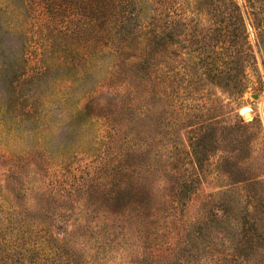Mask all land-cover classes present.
<instances>
[{"label": "rangeland", "instance_id": "374dc122", "mask_svg": "<svg viewBox=\"0 0 264 264\" xmlns=\"http://www.w3.org/2000/svg\"><path fill=\"white\" fill-rule=\"evenodd\" d=\"M212 3L159 19L154 80L125 44L82 53L81 15L52 19L34 0H0V264L224 261L223 206L235 188L223 158L236 145L222 133L248 126L264 181V52L248 27L257 68L243 96L209 80L193 88L184 64L218 27ZM201 129L216 140L205 161Z\"/></svg>", "mask_w": 264, "mask_h": 264}, {"label": "trees", "instance_id": "16d2710c", "mask_svg": "<svg viewBox=\"0 0 264 264\" xmlns=\"http://www.w3.org/2000/svg\"><path fill=\"white\" fill-rule=\"evenodd\" d=\"M208 1H213L211 12L218 27L205 37V42L196 43L194 56L184 64V68L195 80L193 88L209 80L222 88L235 86L237 93L243 96L250 83L246 70L257 68V57L248 27L254 30L256 44L264 52V0H245L244 5L238 4L236 0H34V10L37 12L41 5H45L52 19L65 14L70 17L81 15L82 35L79 40L84 48L82 53H89L101 46L119 47L125 44L140 52V70L145 71L148 79L155 80L159 19L168 18L172 22L174 18H184L187 10L189 13L201 14L204 11L202 6ZM149 3L155 6L150 8ZM150 10L159 12V16L143 18ZM89 32L94 36L91 41L85 39V36L90 35ZM75 33L70 27L63 33L67 41L66 48H69ZM139 39L144 40V47L143 41L138 42ZM136 43L139 46H135ZM197 70H201L202 74ZM152 91V95L156 93L154 88ZM241 123L242 129L236 136L232 128H226L222 133L224 141L236 146H229L223 158L225 164L233 165L225 173L232 181L235 195L227 198L223 206L224 222L228 223L227 228H224V238L227 239L229 252L220 264H264V181L254 178L255 170L250 163L253 145L248 138V126L242 120ZM200 131L194 146L198 149V159L205 161L216 140L209 130ZM208 137H211L209 144L205 143ZM145 208L146 204H140V213ZM23 263L21 259L17 261V264Z\"/></svg>", "mask_w": 264, "mask_h": 264}, {"label": "water", "instance_id": "95a60500", "mask_svg": "<svg viewBox=\"0 0 264 264\" xmlns=\"http://www.w3.org/2000/svg\"><path fill=\"white\" fill-rule=\"evenodd\" d=\"M253 98L258 99L259 95H254ZM242 115H244L246 118H250V113L249 114H242Z\"/></svg>", "mask_w": 264, "mask_h": 264}, {"label": "bare ground", "instance_id": "6f19581e", "mask_svg": "<svg viewBox=\"0 0 264 264\" xmlns=\"http://www.w3.org/2000/svg\"><path fill=\"white\" fill-rule=\"evenodd\" d=\"M242 114H249V109L248 108H244L242 110Z\"/></svg>", "mask_w": 264, "mask_h": 264}]
</instances>
